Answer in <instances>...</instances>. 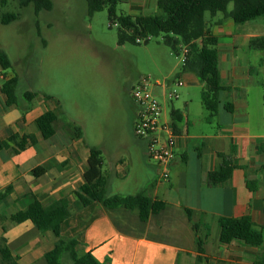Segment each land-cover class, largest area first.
<instances>
[{"label":"crops","instance_id":"crops-1","mask_svg":"<svg viewBox=\"0 0 264 264\" xmlns=\"http://www.w3.org/2000/svg\"><path fill=\"white\" fill-rule=\"evenodd\" d=\"M117 10L132 17L153 15L157 0H119ZM220 20L217 16L213 22ZM211 32L217 39V67L225 88L217 112L210 115L200 95L193 97L202 86L193 73L181 71V64L176 75L184 82L180 98L168 102L163 97L170 81L165 79L158 87L164 119H175L177 136L168 180H161L163 169L148 159L145 140L116 138L111 150L97 147L107 196L141 193L162 201L163 209L145 222L139 221L136 210H110L97 202L72 209L61 224L60 238L76 240L78 253L89 252L101 264H257L264 244L221 242L218 218L249 216L256 230L264 229V42L250 43L264 40V16L243 24L223 19L212 25ZM12 78L17 79L16 103L7 105L1 86ZM25 92L38 95L29 101ZM47 111H55L58 119L54 134L44 139L35 120ZM135 118L134 104L126 123L131 134ZM80 123L69 117L57 94L19 91L18 76L0 68V140L12 135L35 140L18 153L13 144L0 151V192L9 188L0 200V238L17 264H40L58 238L50 231L39 232L29 221L15 223L10 215L34 201L44 206L59 199L73 203L84 182L89 148L96 146L84 142ZM68 124L80 130H70ZM225 159L233 166L231 176L209 186V173ZM48 242L52 246L46 248Z\"/></svg>","mask_w":264,"mask_h":264},{"label":"trees","instance_id":"trees-1","mask_svg":"<svg viewBox=\"0 0 264 264\" xmlns=\"http://www.w3.org/2000/svg\"><path fill=\"white\" fill-rule=\"evenodd\" d=\"M54 0H17L19 8L32 5L34 13L49 11L53 7ZM87 14L94 15L106 10L109 27L117 24V45L126 43L138 45L137 38H158L163 45L175 55H179L180 46L187 48V53L181 63L182 72L193 73L201 84L200 99L206 111L213 115L219 105V94L224 91L217 67V39L211 32L214 24H219L223 19H231L236 24H243L264 16V0H157V12L146 16H129L119 13L117 6L119 0H85ZM232 8L228 9V5ZM218 14H221L220 22H213ZM206 15L210 19L206 18ZM17 19L16 13H4L0 16L1 24H8ZM258 42H264L260 38L250 41L254 46ZM147 44L148 41H144ZM12 67L6 52L0 49V68L8 70ZM17 79L5 81L1 86V92L7 97V105L16 103ZM38 93L25 92L23 97L31 101ZM48 97V96H46ZM175 116V112L171 113ZM55 111H47L35 120V124L44 139L51 137L55 132L57 122ZM177 121H179L177 119ZM70 130H80L73 124H68ZM174 131L175 119L172 122ZM81 131V130H80ZM35 142L33 136L12 135L8 140H0V151L13 144L14 153L23 150L28 144ZM102 154L97 147L89 148L87 169L83 174L84 182L74 193L75 201L70 203L66 199H59L49 205H42L34 201L30 206L10 215V220L15 223L29 221L39 232L50 231L58 238L53 248L43 255V264H61L62 258L67 255L72 264H101L91 253H78L76 240H63L60 238V227L71 214L72 209L85 207L93 202L101 204L107 209L122 207L127 210H136L140 222H145L151 214H156L163 209L164 203L152 200L144 194L129 196H107L106 180L101 172ZM233 166L230 160L225 159L223 164L217 166L209 173L208 184L215 186L226 181L232 172ZM9 188L0 192V200L5 196ZM188 217L191 211L185 210ZM220 240L228 243L239 240L247 245L261 247L264 244V229L256 230L249 216L220 217L218 218ZM195 227V226H194ZM198 252L201 253V240H196ZM257 264H264V252L257 258ZM0 264H17L5 244L0 238Z\"/></svg>","mask_w":264,"mask_h":264},{"label":"rangeland","instance_id":"rangeland-1","mask_svg":"<svg viewBox=\"0 0 264 264\" xmlns=\"http://www.w3.org/2000/svg\"><path fill=\"white\" fill-rule=\"evenodd\" d=\"M9 12L17 19L0 23V49L11 62L8 71L19 78V91L57 94L90 145L111 150L112 139L134 137L126 130L132 86L141 77L172 81L180 71L181 55L170 54L160 37L118 46L117 27H109L106 10L89 16L85 0H54L51 10L37 15L32 5L19 8L17 0H0V16ZM152 91L163 102L160 89ZM199 95L195 90L193 97ZM61 264L72 262L65 255Z\"/></svg>","mask_w":264,"mask_h":264},{"label":"built area","instance_id":"built-area-1","mask_svg":"<svg viewBox=\"0 0 264 264\" xmlns=\"http://www.w3.org/2000/svg\"><path fill=\"white\" fill-rule=\"evenodd\" d=\"M117 26V24H114ZM151 37L137 38L138 43L151 40ZM187 53L185 46H180L179 55L182 61ZM175 55V53L172 52ZM178 56V55H176ZM184 85L181 78L170 81V88L163 90V97L173 102L179 97L178 90ZM162 86L160 81H151L141 77L131 88V96L136 106V118L133 123V134L146 141V153L150 161L162 168L161 180H168L167 168L175 157L176 133L172 122L164 119V105L153 93L152 88ZM164 86V85H163Z\"/></svg>","mask_w":264,"mask_h":264}]
</instances>
